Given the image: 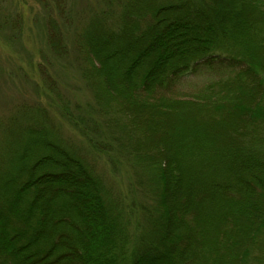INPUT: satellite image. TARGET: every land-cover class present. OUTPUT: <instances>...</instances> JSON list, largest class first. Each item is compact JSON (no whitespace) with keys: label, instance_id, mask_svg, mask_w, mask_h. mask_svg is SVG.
Returning a JSON list of instances; mask_svg holds the SVG:
<instances>
[{"label":"trees","instance_id":"obj_1","mask_svg":"<svg viewBox=\"0 0 264 264\" xmlns=\"http://www.w3.org/2000/svg\"><path fill=\"white\" fill-rule=\"evenodd\" d=\"M35 1L71 18L69 0ZM99 2L73 44L93 100L60 99L61 113L130 162L140 231L48 111L25 104L0 126V264H264V0ZM46 35L66 58L55 20ZM199 74L212 78L181 97Z\"/></svg>","mask_w":264,"mask_h":264},{"label":"rangeland","instance_id":"obj_2","mask_svg":"<svg viewBox=\"0 0 264 264\" xmlns=\"http://www.w3.org/2000/svg\"><path fill=\"white\" fill-rule=\"evenodd\" d=\"M45 1L52 5V0ZM68 6L72 10L70 19L63 20L61 15H54L53 18L56 19H48L44 7L38 1L0 0V126L22 105L44 107L62 138L87 159L105 181L113 197L125 207L131 218L130 231L132 235H136L140 231L139 205L143 200L135 170L126 157L116 150L103 151L93 144V141L107 142L109 136L102 133L96 139L94 135L83 133L61 113L60 99L82 107L93 100L92 92L78 72L73 44L75 32L84 20L93 15L96 9L102 11L103 8L99 0H69ZM13 19L22 22V31L16 41L10 40L17 33L11 22ZM52 20L57 22L69 49V55L64 59L54 58L47 46L46 28ZM211 78L208 74L189 78L180 96H192L205 87ZM48 82L56 85L61 96L58 97V93L50 91ZM86 117L96 123V118L90 113Z\"/></svg>","mask_w":264,"mask_h":264}]
</instances>
